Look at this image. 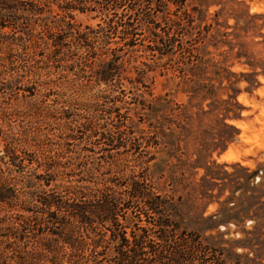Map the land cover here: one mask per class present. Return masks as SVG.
Returning <instances> with one entry per match:
<instances>
[{
    "label": "trees",
    "instance_id": "trees-1",
    "mask_svg": "<svg viewBox=\"0 0 264 264\" xmlns=\"http://www.w3.org/2000/svg\"><path fill=\"white\" fill-rule=\"evenodd\" d=\"M169 2L179 12L172 20V30L159 32L160 25L151 21L148 9L153 6L152 10L163 12L157 5L167 7ZM185 3L70 0L62 6L66 14L62 22L80 47L106 28L117 31L128 46L139 29H154L146 46L153 56H168L169 66L164 67L172 74L168 82L175 80L188 102H178L167 93L155 96L150 85H145L146 70L138 73L141 81L126 77L130 84L136 82L148 88L145 93L150 96L147 99L142 94L143 99L135 107L145 127L140 129L139 147L133 149L145 157L147 177H134L124 185L115 183L118 189L105 186L88 194L74 189L66 195L45 188L49 184L46 174H38V184L29 181L33 189L29 203L38 210L25 217L32 239L29 264L43 260H60L61 264H79V260L81 264H226L232 256L244 257L249 264H264V165L251 169L239 162L221 163L213 158L214 152L221 155L240 133L230 122L242 118L244 107L237 100L240 82L248 83L247 91L261 85L258 77L264 75V49L250 46L244 38L251 31L263 35L264 24L255 21L264 14L250 13L245 0H201L191 10L184 7ZM213 4L219 9L210 13ZM21 9L19 0H0V31L12 28L5 22ZM72 11H96L107 26L98 23V31L90 26L81 30ZM229 18L235 22L230 24ZM58 30L47 33L53 53L65 44L61 38L65 29ZM99 52L86 60L90 71L85 79L121 88L123 64L117 49L102 46ZM235 64L246 71H233ZM102 137L100 133L98 138ZM106 144L115 145L113 141ZM190 146L194 147L192 152ZM19 157L7 146L0 163L7 169L22 167L23 159ZM227 166L235 172L229 173ZM197 168L205 170L199 182L193 179ZM236 172H246L244 181L234 177ZM8 190L2 174L0 202L9 198ZM226 190L230 194L221 201ZM215 201L219 203L218 211L206 215L208 204ZM248 218L255 224L250 229L243 227L241 238H226L229 231L220 230L221 226L226 229L230 223L240 225ZM18 226H24V221ZM82 244L89 248L87 254L79 249ZM238 248L244 253H238Z\"/></svg>",
    "mask_w": 264,
    "mask_h": 264
},
{
    "label": "rangeland",
    "instance_id": "rangeland-1",
    "mask_svg": "<svg viewBox=\"0 0 264 264\" xmlns=\"http://www.w3.org/2000/svg\"><path fill=\"white\" fill-rule=\"evenodd\" d=\"M19 1L22 9L11 14L5 22L12 28L3 27L0 31V155L9 146L23 159L22 167L13 169H7L4 163H0V176L3 174L10 194L6 201L0 202V252L3 253L0 264H29L32 239L29 238V220L25 221V217L38 210L35 204L29 203V195L33 191L29 181L38 184L35 178L38 174H46L49 184L45 188H53L66 195H71L74 189L87 194L105 186L118 189L115 183L124 185L134 177H147L145 157L134 153L133 149L139 147L140 129L145 127L135 107L143 99L142 94L147 99L150 96L145 93L148 88L136 82L132 85L126 77L141 81L143 78L138 73L146 70L148 78H145V85H150L155 96L167 93L178 102H188V96L176 88L175 80L168 82L172 76L164 68L169 66L168 56H153L146 46L153 37L154 29L151 27L139 29L129 46L124 44L117 31L105 27L80 47L73 42L67 24L62 22L66 15L62 6L70 0ZM200 1L186 0L184 7L191 10V6ZM245 1L250 13L264 14V0ZM162 5H157V8L163 12L152 10L151 5L148 10L152 13L151 21L160 25L161 30L158 31L169 32L179 11H175L176 5L171 2L167 7ZM32 8L36 10L35 14ZM217 9L219 6L213 4L208 11L213 13ZM71 13L74 22L81 25V30L90 26L98 31V23L105 25L96 11ZM234 22L229 18L230 24ZM255 22L264 24V17ZM58 29H65L61 37L65 44L53 53L47 33ZM261 33L263 35L251 31L244 41L263 50L264 26ZM102 46L117 49L123 64L121 78L124 77V84L121 88L118 84L88 83L84 77L90 71L86 60L100 53ZM232 70L246 71L239 64H235ZM258 80L261 85L253 91L245 89L248 85L245 80L239 84L241 91L237 100L244 107L242 118L230 122L238 123L233 124L240 133L226 149L236 155V160H223L221 156L226 151L221 155L216 151L213 158L218 162H239L251 169L264 165V75H260ZM203 108L208 109L207 103ZM100 133L115 145H107L109 141L105 142L103 137L99 139ZM188 150L192 152L194 147L190 146ZM226 170L235 172L231 166ZM204 172L203 168H197L193 179L199 182ZM235 176H240L242 182L246 172H236ZM229 194L230 191L226 190L220 200ZM218 208V202L210 203L205 214L216 213ZM20 221H24V226H18ZM254 224L248 218L240 225L230 223L226 229L221 226L220 230L229 231L226 238L236 239L243 236V227L250 229ZM81 248L85 254L88 253L87 246ZM237 252L244 253V250L238 248ZM10 255L16 258L12 259ZM227 260L226 264H249L246 258L239 256ZM60 262L43 260L39 264ZM78 263L82 262L79 260Z\"/></svg>",
    "mask_w": 264,
    "mask_h": 264
},
{
    "label": "bare ground",
    "instance_id": "bare-ground-1",
    "mask_svg": "<svg viewBox=\"0 0 264 264\" xmlns=\"http://www.w3.org/2000/svg\"><path fill=\"white\" fill-rule=\"evenodd\" d=\"M232 123H234L235 125H238V123L237 122H232ZM233 152V151H232ZM236 156V155H235ZM234 155H232V153H231V150H228V151H226L222 156H221V159H228V160H236V157H235ZM239 156V155H238ZM237 156V157H238Z\"/></svg>",
    "mask_w": 264,
    "mask_h": 264
}]
</instances>
